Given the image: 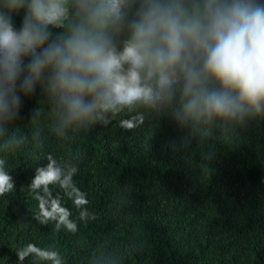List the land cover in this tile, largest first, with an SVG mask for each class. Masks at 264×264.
<instances>
[{"label":"clouds","instance_id":"clouds-1","mask_svg":"<svg viewBox=\"0 0 264 264\" xmlns=\"http://www.w3.org/2000/svg\"><path fill=\"white\" fill-rule=\"evenodd\" d=\"M33 97L26 133L16 125ZM121 114L125 131L168 118L179 132L173 152L195 145L208 161L213 137L264 120V0H0V197L17 190L8 156L42 150L45 127L69 141ZM76 158L46 153L27 184L29 220L73 236L97 219L74 180ZM13 251L18 264H65L54 243ZM119 260L100 243L88 264Z\"/></svg>","mask_w":264,"mask_h":264},{"label":"trees","instance_id":"trees-1","mask_svg":"<svg viewBox=\"0 0 264 264\" xmlns=\"http://www.w3.org/2000/svg\"><path fill=\"white\" fill-rule=\"evenodd\" d=\"M36 102L25 99L21 109L16 126L26 133ZM121 118L69 141L45 127L42 150L26 144L8 156L17 190L0 197V264H18L13 250L25 242L56 244L65 264H88L100 243L119 256V264H264V120L233 139L213 137L217 152L208 161L195 145L173 152L179 132L166 117L132 131L119 127ZM48 152L77 157L74 180L97 216L81 222L76 236L29 220L36 202L27 184ZM65 203L75 218L71 201Z\"/></svg>","mask_w":264,"mask_h":264}]
</instances>
